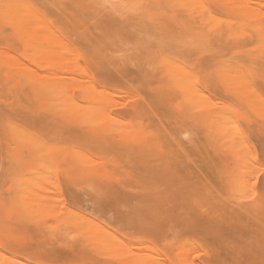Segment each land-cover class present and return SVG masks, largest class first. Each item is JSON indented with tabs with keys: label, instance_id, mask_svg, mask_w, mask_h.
I'll return each mask as SVG.
<instances>
[{
	"label": "rangeland",
	"instance_id": "374dc122",
	"mask_svg": "<svg viewBox=\"0 0 264 264\" xmlns=\"http://www.w3.org/2000/svg\"><path fill=\"white\" fill-rule=\"evenodd\" d=\"M0 264H264V0H0Z\"/></svg>",
	"mask_w": 264,
	"mask_h": 264
},
{
	"label": "bare ground",
	"instance_id": "6f19581e",
	"mask_svg": "<svg viewBox=\"0 0 264 264\" xmlns=\"http://www.w3.org/2000/svg\"><path fill=\"white\" fill-rule=\"evenodd\" d=\"M38 16H39L38 12H36L35 10H33L32 13H31L30 15H28L27 17H25L24 23H25L26 25H30L31 23H33L34 19H35L36 17H38ZM145 247H148V246L145 245ZM252 249H253V248H252ZM257 253H258V252H257Z\"/></svg>",
	"mask_w": 264,
	"mask_h": 264
}]
</instances>
